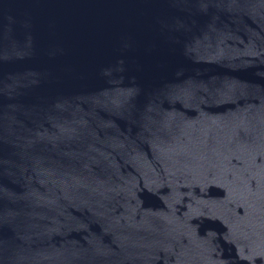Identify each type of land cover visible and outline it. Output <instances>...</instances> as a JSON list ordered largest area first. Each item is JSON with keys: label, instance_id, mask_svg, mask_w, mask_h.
Masks as SVG:
<instances>
[{"label": "water", "instance_id": "water-1", "mask_svg": "<svg viewBox=\"0 0 264 264\" xmlns=\"http://www.w3.org/2000/svg\"><path fill=\"white\" fill-rule=\"evenodd\" d=\"M0 264H264V0H0Z\"/></svg>", "mask_w": 264, "mask_h": 264}]
</instances>
